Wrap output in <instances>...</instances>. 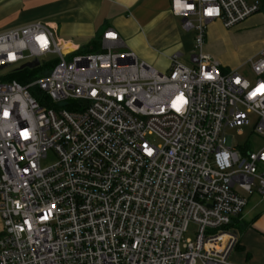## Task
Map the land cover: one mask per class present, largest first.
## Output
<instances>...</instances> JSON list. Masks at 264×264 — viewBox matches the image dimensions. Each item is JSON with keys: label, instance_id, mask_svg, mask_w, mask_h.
<instances>
[{"label": "built area", "instance_id": "1", "mask_svg": "<svg viewBox=\"0 0 264 264\" xmlns=\"http://www.w3.org/2000/svg\"><path fill=\"white\" fill-rule=\"evenodd\" d=\"M261 6L171 0L199 51L165 72L114 30L85 54L44 22L0 33V71L55 55L27 84L0 75V264H235L230 225L252 195L264 201V145L225 132L255 115L264 140V48L249 74L203 47L208 24L232 28Z\"/></svg>", "mask_w": 264, "mask_h": 264}, {"label": "crops", "instance_id": "2", "mask_svg": "<svg viewBox=\"0 0 264 264\" xmlns=\"http://www.w3.org/2000/svg\"><path fill=\"white\" fill-rule=\"evenodd\" d=\"M180 18L172 13L171 0H0V33L44 22L61 43L79 46L73 43L79 42L91 50L102 43L104 33L114 30L144 62L156 64L155 52L165 56L166 71L174 54L185 63L179 52L184 33ZM260 199L252 195L232 227L238 238L230 257L235 264H264V202Z\"/></svg>", "mask_w": 264, "mask_h": 264}, {"label": "rangeland", "instance_id": "3", "mask_svg": "<svg viewBox=\"0 0 264 264\" xmlns=\"http://www.w3.org/2000/svg\"><path fill=\"white\" fill-rule=\"evenodd\" d=\"M180 21L182 18L179 19ZM184 30L181 41L182 48L179 52L182 54L181 59L191 65V56L198 53L199 49L195 46L194 41V30ZM56 40L61 43V38L56 35ZM68 43V42H67ZM79 46L68 45L75 50H80L78 54L99 52L103 50H88L84 45L79 42H73ZM86 48V49H85ZM264 48V11L248 17L244 21L240 22L232 28L224 27L221 21H215L206 26V38L203 51L211 55L216 59L224 68L234 69L240 68V72L247 71L250 74V66L252 61L259 59V53ZM105 51V50H104ZM158 61L156 64H149L160 72H165L168 67V59L159 53H156ZM55 59V55H48L42 60V72L36 74V78L43 76L44 71L47 69L44 64L48 61ZM70 60V57L67 58ZM139 60L143 61L141 58ZM47 65V64H46ZM15 68H5L0 71V75L10 74ZM252 75H249V78ZM35 78V79H36ZM34 80V78L32 79ZM257 118L255 115L250 116V125L242 128L227 129L225 132L226 136L232 138L233 142L239 146H246L251 150H259L264 145V140L258 134L253 132ZM55 158L50 154L47 160H44L42 165L47 166L54 162ZM253 197L260 199L255 193ZM261 200V199H260ZM264 202V201H262ZM2 228V222L0 219V230ZM198 232V226L195 223H191L188 227L187 232L184 234V241L187 239L195 240Z\"/></svg>", "mask_w": 264, "mask_h": 264}, {"label": "trees", "instance_id": "4", "mask_svg": "<svg viewBox=\"0 0 264 264\" xmlns=\"http://www.w3.org/2000/svg\"><path fill=\"white\" fill-rule=\"evenodd\" d=\"M262 2V6H261V9L260 11H264V0H261ZM91 50H102V45L100 42L98 43H95L93 45V47L91 48ZM54 63H50V64H45L43 65L47 67V69L44 71V73H48L50 71V69H52ZM42 67V66H41ZM44 69L41 70V68H36V69H24V70H14L8 77H6V80H16L22 84H27L29 83L30 81H32V79L36 78V74L38 72H42ZM34 95L37 96L38 94V91L37 90H34ZM237 221V218L234 219V221L232 222V224L230 225V227L232 228L234 226V224L236 223ZM238 245V244H237ZM236 245V247H238Z\"/></svg>", "mask_w": 264, "mask_h": 264}, {"label": "water", "instance_id": "5", "mask_svg": "<svg viewBox=\"0 0 264 264\" xmlns=\"http://www.w3.org/2000/svg\"><path fill=\"white\" fill-rule=\"evenodd\" d=\"M183 23L186 21V18H184L183 20ZM39 60L38 59H35L34 61L32 62H27L25 64H23L22 66H20L17 70H24V69H36L39 67ZM1 69V68H0Z\"/></svg>", "mask_w": 264, "mask_h": 264}]
</instances>
